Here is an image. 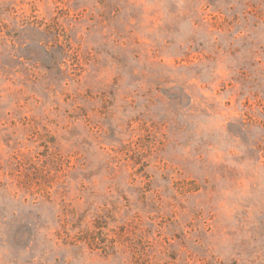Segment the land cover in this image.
Segmentation results:
<instances>
[{
  "label": "rangeland",
  "instance_id": "rangeland-1",
  "mask_svg": "<svg viewBox=\"0 0 264 264\" xmlns=\"http://www.w3.org/2000/svg\"><path fill=\"white\" fill-rule=\"evenodd\" d=\"M0 264H264V0H0Z\"/></svg>",
  "mask_w": 264,
  "mask_h": 264
}]
</instances>
